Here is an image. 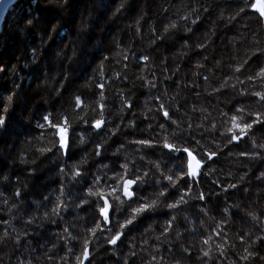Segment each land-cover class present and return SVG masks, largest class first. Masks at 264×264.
I'll list each match as a JSON object with an SVG mask.
<instances>
[{
	"label": "clouds",
	"instance_id": "clouds-1",
	"mask_svg": "<svg viewBox=\"0 0 264 264\" xmlns=\"http://www.w3.org/2000/svg\"><path fill=\"white\" fill-rule=\"evenodd\" d=\"M16 2L0 264H264V0Z\"/></svg>",
	"mask_w": 264,
	"mask_h": 264
},
{
	"label": "trees",
	"instance_id": "trees-1",
	"mask_svg": "<svg viewBox=\"0 0 264 264\" xmlns=\"http://www.w3.org/2000/svg\"><path fill=\"white\" fill-rule=\"evenodd\" d=\"M142 2H143V0H136V3H142ZM151 2H152V0H149L150 4H151ZM30 6H31V0H20L14 7H12L9 10L8 17L6 18V25L11 23V22H14L19 16L26 15L28 13V11L30 10ZM135 11H136V8L134 7L133 12H135ZM223 35H224V32L220 31L217 33V35L214 39V43H215V46L217 48V51H219V46H220L221 38L223 37ZM125 39H127V35L125 36ZM137 43H138V41H137ZM167 47L169 49H171L172 46L168 45ZM134 67H135V65H134ZM36 180H37V183H39L41 180V177L38 176L36 178Z\"/></svg>",
	"mask_w": 264,
	"mask_h": 264
},
{
	"label": "snow or ice",
	"instance_id": "snow-or-ice-1",
	"mask_svg": "<svg viewBox=\"0 0 264 264\" xmlns=\"http://www.w3.org/2000/svg\"><path fill=\"white\" fill-rule=\"evenodd\" d=\"M258 3H259V0H258ZM262 11H264V8H262ZM191 155V154H190ZM195 161V158L192 157L191 160H190V167L193 166V162ZM194 170V169H193Z\"/></svg>",
	"mask_w": 264,
	"mask_h": 264
},
{
	"label": "water",
	"instance_id": "water-1",
	"mask_svg": "<svg viewBox=\"0 0 264 264\" xmlns=\"http://www.w3.org/2000/svg\"><path fill=\"white\" fill-rule=\"evenodd\" d=\"M20 0H17L16 4L19 2ZM16 4H14L12 7H14Z\"/></svg>",
	"mask_w": 264,
	"mask_h": 264
},
{
	"label": "bare ground",
	"instance_id": "bare-ground-1",
	"mask_svg": "<svg viewBox=\"0 0 264 264\" xmlns=\"http://www.w3.org/2000/svg\"><path fill=\"white\" fill-rule=\"evenodd\" d=\"M12 19H13V18H12ZM12 19H11V20H12Z\"/></svg>",
	"mask_w": 264,
	"mask_h": 264
}]
</instances>
